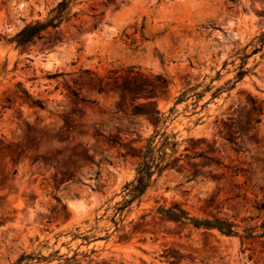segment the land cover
Wrapping results in <instances>:
<instances>
[{"label": "rangeland", "instance_id": "obj_1", "mask_svg": "<svg viewBox=\"0 0 264 264\" xmlns=\"http://www.w3.org/2000/svg\"><path fill=\"white\" fill-rule=\"evenodd\" d=\"M60 1L0 0V264H264L258 240L153 212L178 204L239 232L264 223V49L247 47L264 0H76L28 50L4 44ZM172 107V169L117 212L150 116Z\"/></svg>", "mask_w": 264, "mask_h": 264}, {"label": "trees", "instance_id": "obj_2", "mask_svg": "<svg viewBox=\"0 0 264 264\" xmlns=\"http://www.w3.org/2000/svg\"><path fill=\"white\" fill-rule=\"evenodd\" d=\"M76 0H61L57 5L50 10L47 17L43 21H32L26 24L18 32L9 38H4L5 45H11L15 49L26 51L33 46L37 41H40L48 33L49 30L56 31L60 25L67 20L71 15V8ZM232 4H236L238 0H228ZM251 47V55L257 54L264 49V33L255 37L247 45ZM246 47V48H247ZM247 58L246 55L243 59ZM245 63L242 62L238 67V72L235 76V80H241L246 74L250 72L249 69H244ZM62 74H55L52 77H60ZM156 82L163 87L168 86L169 82L161 76L155 77ZM19 93L30 102L31 105L44 109V106L38 100H34L20 84L17 85ZM121 88V96L123 97L126 90ZM101 88L98 89V93H102ZM185 92L182 93L177 99L176 104L182 102L185 97ZM72 97L78 99L77 94L71 91ZM130 101L134 102L139 97L136 92L131 94ZM10 102L9 100H6ZM84 102V100L80 99ZM174 108H170L169 115L165 118L159 116L160 114L151 115L150 118L154 120L153 133L145 140V145L140 149V152L135 157L137 163L135 165V176L132 181L126 183L123 186L124 202L117 209V212L121 213L126 207L130 206L133 202L139 203L141 197L146 191L154 186L155 182L163 175L164 172L172 169V159L178 153L179 142L176 140L175 133H167L166 129L162 128L165 122L169 119L173 113ZM226 141L231 142L229 139ZM202 157L201 154L195 155L192 158ZM264 209V202L256 206V210L262 211ZM154 214L162 219L173 222L181 227H191L195 230L205 231H217L221 236L236 237L240 241L258 240L264 246V223L259 227L243 228L241 232L237 230V226L228 222L225 219L212 216L210 219H197L191 217L182 207L178 204H172L169 207L158 206L154 211ZM114 224L116 222L113 221ZM30 260L29 256H21L15 264H21L23 261Z\"/></svg>", "mask_w": 264, "mask_h": 264}]
</instances>
